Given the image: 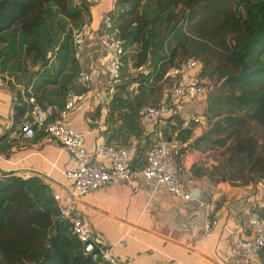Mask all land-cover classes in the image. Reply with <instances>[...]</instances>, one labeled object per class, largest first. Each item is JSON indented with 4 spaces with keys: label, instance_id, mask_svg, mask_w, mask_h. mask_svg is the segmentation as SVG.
<instances>
[{
    "label": "trees",
    "instance_id": "trees-1",
    "mask_svg": "<svg viewBox=\"0 0 264 264\" xmlns=\"http://www.w3.org/2000/svg\"><path fill=\"white\" fill-rule=\"evenodd\" d=\"M73 2L0 0V74L8 85L7 75L19 82L26 77L19 92L26 102L15 113L14 125L35 104L49 109L47 122L52 121L69 90H85L76 85L80 65L74 56L72 31L88 24L91 5L84 0ZM107 16L125 49L136 46L133 69L155 70L159 64L157 80L169 66L187 58L201 63V79L206 77L216 86L220 102L230 108L222 118L225 123L209 129L218 133L232 125L244 126L231 134L226 161L239 158L245 163L251 176L242 184H264V0H115ZM138 77L137 81L149 83L142 73ZM113 99L109 114L126 109L123 113L130 115L128 107H113ZM194 126L177 130V138ZM253 127L260 133L252 132ZM207 138L203 134L193 145L204 151L200 145ZM213 143L223 145L225 140ZM139 148L133 168L146 163V142ZM251 208L264 217V205ZM0 258L2 264H96L82 252L69 223L59 216L48 186L37 176L7 174H0Z\"/></svg>",
    "mask_w": 264,
    "mask_h": 264
},
{
    "label": "crops",
    "instance_id": "crops-1",
    "mask_svg": "<svg viewBox=\"0 0 264 264\" xmlns=\"http://www.w3.org/2000/svg\"><path fill=\"white\" fill-rule=\"evenodd\" d=\"M114 2L100 0L89 10L88 24L92 27L87 40L88 57L84 60L95 63L98 72L95 84L100 78L101 67L99 41L94 35L103 34L101 19L113 9ZM89 99L78 104L67 118L72 126L85 133L89 147L105 142L125 147L136 140L133 161L139 146L143 147L146 142V154L156 139L171 138L179 130L174 118L150 124L147 128L152 129V133L147 136L139 125H136V132L128 125L119 128L112 118L109 119L108 108H93ZM24 102L26 98L9 88L0 74V174L23 178L37 176L51 194L64 195L71 189L65 170L75 166L70 153L40 130H35L32 138L10 136L21 132L23 122L29 118L30 110L14 125L15 113ZM45 110L49 114L50 110ZM185 112L181 111V116ZM193 132H180V146L174 154L182 190L191 194L190 200H183L162 186H153L151 181L111 180L85 194L77 205L85 227L93 237L107 240L115 257L133 264H260L259 260L232 254L231 250L237 248L238 238L252 236L247 213L253 205H264V184L217 179L210 162L205 159L207 151L193 145L199 137ZM202 202H211L215 208L210 236L204 233L206 208Z\"/></svg>",
    "mask_w": 264,
    "mask_h": 264
},
{
    "label": "built area",
    "instance_id": "built-area-1",
    "mask_svg": "<svg viewBox=\"0 0 264 264\" xmlns=\"http://www.w3.org/2000/svg\"><path fill=\"white\" fill-rule=\"evenodd\" d=\"M73 1L79 2V0ZM84 1L89 5L100 2V0ZM101 21L103 34L95 33L94 35L99 41L100 55L98 56L101 67L100 78L96 84L94 79L98 76V72L95 70V63L84 60L88 57L87 40L91 35L89 24L84 23L73 28L72 36L74 56L80 65L76 85L84 87L85 90L81 92L69 90L65 94L63 107L52 121L47 122L48 112L35 104L30 109L29 118L23 122L21 132L12 133L10 136L15 138L22 135L32 138L35 130H40L44 136L56 140L70 153L75 160V166L66 169L65 176L71 181V189L64 195L52 194L59 216L69 223L71 234L80 242L82 252L90 256L96 264H133L129 260H119L114 256L107 240L95 238L88 231L77 209L82 197L111 180L151 181L153 186H162L183 200H190L191 194L182 190L179 169L173 158L180 146L177 133H174L171 138L159 137L146 153V163L142 167L133 168L132 150L136 148V140L125 147L106 142L89 147L85 133L67 121L71 111L89 98L93 108L99 104L109 105L122 83V71L126 66L124 42L116 36V29L108 16L103 15ZM159 67L158 64L155 70L151 67H141L136 71L146 76L149 83H153ZM201 70V63L194 58H187L181 64L169 66L160 79L170 83L168 92L157 103L148 104L140 109L139 114L144 123V130L149 122L150 124L163 122L177 114L183 99L191 101L194 97L202 98L205 94V80L200 77ZM134 92L137 93L138 90L135 88ZM203 120L204 116L194 110L185 112L181 116L179 129L191 128L193 124L197 125ZM201 205L206 208L204 233L210 236L215 208L211 202H202ZM247 223L252 236L238 238L237 248H233L231 253L242 254L250 260H259L260 264H264V257H261V250L264 247V217L254 208H250L247 213Z\"/></svg>",
    "mask_w": 264,
    "mask_h": 264
},
{
    "label": "rangeland",
    "instance_id": "rangeland-1",
    "mask_svg": "<svg viewBox=\"0 0 264 264\" xmlns=\"http://www.w3.org/2000/svg\"><path fill=\"white\" fill-rule=\"evenodd\" d=\"M74 3V2H73ZM105 16V15H104ZM107 16V15H106ZM89 19V18H88ZM89 21V20H88ZM90 26L92 27V24L90 23ZM94 27V26H93ZM103 29V23L101 21L100 23V30ZM136 50V46L128 47L125 54V63L126 66L124 67L122 71V83L118 88L117 94L114 96L115 103L113 107H128L129 111H131L130 115L126 109H121V111H116V114H109V119L112 118L116 122V124L122 128L126 127L128 125V128L132 130V132H136L138 128H136V125L138 127L144 128V123L140 118V114L138 115V112L140 113V109L148 104H151L153 102L158 101L165 93L168 92L170 83L166 80L160 81L158 78L153 83H143L139 80L138 77V71L133 69L131 67V56L133 52ZM9 77L10 85L9 88L13 89L14 91H22L24 89V81L26 80V77L22 79V82L17 81L16 77L7 75ZM18 77H21V71L18 72ZM135 78V79H134ZM205 94L202 96V98L196 100L192 99V101H187L186 99H183L181 109L175 114L172 118H174V121H176L178 124L181 121V111H188V110H194L199 115H202V113L205 115V118L202 122H200L198 125H195L193 129L185 131L184 134H190L193 130L196 134L199 136L206 135L207 143H202L200 146L201 148H204V151H207V154L205 155V159H207L208 162H210L213 175L220 180H231L233 183H236L235 181H241L248 179L249 173L247 170V167L245 163L239 159L234 158L231 161H226L228 154L226 152L225 146L227 144H230L232 142V135L234 130L240 129L244 126H237L232 125L228 128H223L218 133H212V130L209 129L211 125H215L218 122H224L222 119L226 114L230 112V108L227 104H224L220 102L218 96L219 93L215 90L216 86H214L209 80L205 77ZM7 83V82H6ZM49 90L52 89V87H48ZM135 88L138 90L137 93L134 92ZM18 89V90H17ZM202 101V102H201ZM203 103V104H202ZM112 105V102H110L109 105H106L105 107L110 108ZM136 105L139 107L136 108ZM103 107V104H99L98 108ZM97 109V107H96ZM137 112V114H136ZM236 115V114H235ZM169 121V120H168ZM150 122L147 124V127H149ZM151 130V131H150ZM252 132L255 134H259L260 130L257 127H253L251 129ZM146 136L149 133H152V129L147 128L145 129ZM225 140V144H215L213 143L214 140ZM157 140V139H156ZM204 144V145H203ZM140 149V148H139ZM139 153V150H138ZM0 264H2V260L0 258Z\"/></svg>",
    "mask_w": 264,
    "mask_h": 264
},
{
    "label": "water",
    "instance_id": "water-1",
    "mask_svg": "<svg viewBox=\"0 0 264 264\" xmlns=\"http://www.w3.org/2000/svg\"><path fill=\"white\" fill-rule=\"evenodd\" d=\"M19 108V106H15V109H18Z\"/></svg>",
    "mask_w": 264,
    "mask_h": 264
}]
</instances>
